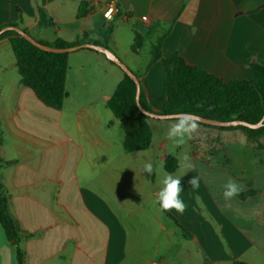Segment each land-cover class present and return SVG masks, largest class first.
<instances>
[{"label": "crops", "instance_id": "crops-1", "mask_svg": "<svg viewBox=\"0 0 264 264\" xmlns=\"http://www.w3.org/2000/svg\"><path fill=\"white\" fill-rule=\"evenodd\" d=\"M110 3L116 11L108 20ZM80 4L0 0V27L19 24L48 44L101 45L126 65L137 64L146 45L151 55L162 39V57L178 53L224 82L255 83L249 64L264 66V0H90L84 17ZM137 36L142 46L134 52ZM150 60L137 75L151 110L162 114L166 73L161 61L149 66ZM123 79L103 53H70L67 96L52 108L21 83L10 39H0V155L9 163L3 184L9 213L25 235V264H264V136L255 141L240 129L200 125L196 138L177 147L165 136L174 119H156L164 123L148 121L150 148L127 153L124 125L107 108ZM185 153L194 167L182 175ZM168 156L177 160L173 174L186 205L183 214L169 211L175 220L156 198L170 173ZM147 161L153 174L142 171ZM229 177L244 190L226 209ZM0 264H17L1 224Z\"/></svg>", "mask_w": 264, "mask_h": 264}, {"label": "trees", "instance_id": "trees-1", "mask_svg": "<svg viewBox=\"0 0 264 264\" xmlns=\"http://www.w3.org/2000/svg\"><path fill=\"white\" fill-rule=\"evenodd\" d=\"M241 1L236 0V3ZM90 12V0H81L79 16L84 17ZM46 22L45 13L40 9V25ZM7 26L19 27V24H6L0 27V30ZM3 38L10 39L17 60L21 83L30 88L42 103L60 109L67 96L65 85L69 53L41 50L15 31L3 33L0 39ZM37 41L54 48H69L83 44L82 41L73 44L62 40H58L54 44ZM141 46L142 40L137 36L132 50L138 52ZM161 46L162 39H159L152 48L149 66L158 61H161L164 66L166 73L164 92L167 100L163 113L188 112L212 120H242L251 124L259 123L264 117L263 65L253 62L249 64L254 71L255 83L246 80L224 82L213 74L189 65L178 53L169 58L162 57ZM137 77L139 78L138 75ZM136 94L135 81L124 73V79L119 83L107 102V108L124 125L123 147L127 153L144 151L152 145L153 134L148 123L150 117L139 109ZM140 103L146 111L153 112L142 89ZM200 125L221 130L240 129L255 141L264 136V126L258 129H250L244 126L218 127L202 123ZM8 164L0 155V224L6 237L15 247L17 264H25V250L23 247L25 235L9 213L8 199L3 184L2 172ZM164 164L166 170L170 173L175 172L178 167L177 160L172 156H168ZM164 213L174 219L169 211H164ZM186 236L190 237L189 234H186ZM234 264L248 263L237 261Z\"/></svg>", "mask_w": 264, "mask_h": 264}, {"label": "clouds", "instance_id": "clouds-1", "mask_svg": "<svg viewBox=\"0 0 264 264\" xmlns=\"http://www.w3.org/2000/svg\"><path fill=\"white\" fill-rule=\"evenodd\" d=\"M174 123H171L166 131V139L171 141L175 146H183L187 141L197 137L200 131L201 120L198 116L192 113L180 112L173 114ZM204 139L203 136H200ZM181 174L185 175L190 169L194 167L191 163V157L185 153L182 156V162L179 164ZM143 172L153 174L154 164L151 161H147L143 165ZM162 187L158 191L156 198L159 207L163 211H171L175 209L178 213L183 214L186 209V205L183 200L180 199V193L182 191L180 176L168 173L161 181ZM191 187H199V178L192 177L189 181ZM244 190L243 186L239 184L235 179L229 177L226 183L223 185V199L225 201V208H231V201L240 195Z\"/></svg>", "mask_w": 264, "mask_h": 264}, {"label": "water", "instance_id": "water-1", "mask_svg": "<svg viewBox=\"0 0 264 264\" xmlns=\"http://www.w3.org/2000/svg\"><path fill=\"white\" fill-rule=\"evenodd\" d=\"M7 31H15V32H17L20 36L26 38L28 41H30L32 44H34L35 46H37L41 50L48 51V52L69 53L70 54V53H73V52L81 50V49H89V50H94V51L103 53L107 57L108 60H110L111 62H113L116 65H118L123 70V72L126 75H128L129 77H131L135 81L136 86H137L136 102H137V105H138V107H139V109L141 110L142 113H144L148 117L155 118V119H160V120L173 119L172 118L173 114H166V113L160 114V113H155V112H148L141 106V103H140V96H141L140 79L109 48L101 46V45H97V44H92V43H83V44H80V45H77V46H73V47H69V48H54V47H49V46H46V45H43V44L39 43L36 39H34L32 36H30L27 32L22 30L20 27H16V26L4 27L3 29L0 30V36L3 33L7 32ZM195 116H198V115H195ZM198 117L200 118L202 124H207V125H211V126H218V127L244 126V127L250 128V129H258V128L264 126V117L257 124H251V123H248V122H245V121H242V120L218 121V120H212V119L203 118V117H200V116H198Z\"/></svg>", "mask_w": 264, "mask_h": 264}, {"label": "rangeland", "instance_id": "rangeland-1", "mask_svg": "<svg viewBox=\"0 0 264 264\" xmlns=\"http://www.w3.org/2000/svg\"><path fill=\"white\" fill-rule=\"evenodd\" d=\"M148 45H146V47H144L142 50H141V53L138 55V57H135L137 59V64H133L131 63L129 60L127 61L129 65H127L130 70L132 72H136L135 74H137L138 71H140L139 68H144L148 58L151 56L150 55V51L148 49ZM124 62V61H123ZM125 63V62H124ZM148 121L151 123V124H154V123H164V122H159V120H156L155 118H148ZM165 121V120H163Z\"/></svg>", "mask_w": 264, "mask_h": 264}, {"label": "built area", "instance_id": "built-area-1", "mask_svg": "<svg viewBox=\"0 0 264 264\" xmlns=\"http://www.w3.org/2000/svg\"><path fill=\"white\" fill-rule=\"evenodd\" d=\"M116 11L115 5L110 3L106 6V11L104 13V17L108 20H111L113 18V15ZM146 17H143V20H145Z\"/></svg>", "mask_w": 264, "mask_h": 264}]
</instances>
